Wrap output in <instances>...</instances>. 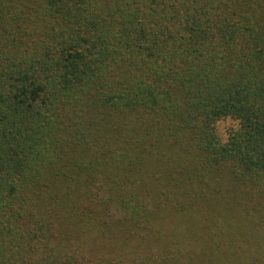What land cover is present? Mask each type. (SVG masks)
Masks as SVG:
<instances>
[{
  "label": "trees",
  "instance_id": "16d2710c",
  "mask_svg": "<svg viewBox=\"0 0 264 264\" xmlns=\"http://www.w3.org/2000/svg\"><path fill=\"white\" fill-rule=\"evenodd\" d=\"M0 264H264V0H0Z\"/></svg>",
  "mask_w": 264,
  "mask_h": 264
},
{
  "label": "rangeland",
  "instance_id": "374dc122",
  "mask_svg": "<svg viewBox=\"0 0 264 264\" xmlns=\"http://www.w3.org/2000/svg\"><path fill=\"white\" fill-rule=\"evenodd\" d=\"M227 127H228V123L227 122H222V123H220L219 124V128H220V130L222 131H224V129H226V131H227Z\"/></svg>",
  "mask_w": 264,
  "mask_h": 264
}]
</instances>
